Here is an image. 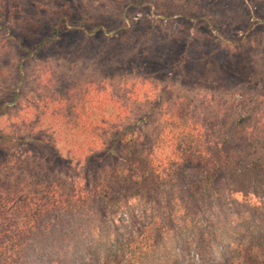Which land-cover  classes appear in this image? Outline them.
I'll use <instances>...</instances> for the list:
<instances>
[{"label":"trees","instance_id":"16d2710c","mask_svg":"<svg viewBox=\"0 0 264 264\" xmlns=\"http://www.w3.org/2000/svg\"><path fill=\"white\" fill-rule=\"evenodd\" d=\"M54 40L0 47V264H264V94L245 116L225 100L208 119L175 100L148 133L151 117L95 81L68 105L25 104L16 58ZM162 189L156 207L127 210Z\"/></svg>","mask_w":264,"mask_h":264},{"label":"rangeland","instance_id":"374dc122","mask_svg":"<svg viewBox=\"0 0 264 264\" xmlns=\"http://www.w3.org/2000/svg\"><path fill=\"white\" fill-rule=\"evenodd\" d=\"M6 24L0 16V47H11L9 54L15 40L32 49L55 38L37 54L16 58H26L25 104L53 98L68 105L95 81L151 117L141 126L148 133L175 100L178 109L208 119L225 100L245 116V99L264 94V0H12ZM163 191L130 199L127 210L156 207ZM92 206L99 219L106 216L104 199Z\"/></svg>","mask_w":264,"mask_h":264}]
</instances>
